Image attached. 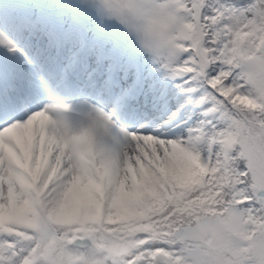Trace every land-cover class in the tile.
Segmentation results:
<instances>
[{
  "label": "snow or ice",
  "instance_id": "6c2138e0",
  "mask_svg": "<svg viewBox=\"0 0 264 264\" xmlns=\"http://www.w3.org/2000/svg\"><path fill=\"white\" fill-rule=\"evenodd\" d=\"M0 264H264V0H0Z\"/></svg>",
  "mask_w": 264,
  "mask_h": 264
}]
</instances>
